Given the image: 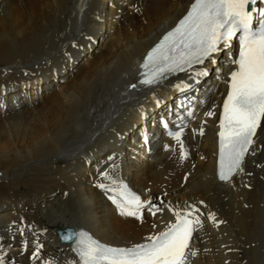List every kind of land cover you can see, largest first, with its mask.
<instances>
[{"label": "bare ground", "instance_id": "1", "mask_svg": "<svg viewBox=\"0 0 264 264\" xmlns=\"http://www.w3.org/2000/svg\"><path fill=\"white\" fill-rule=\"evenodd\" d=\"M190 1L137 0L131 6L139 8L138 14L118 7L123 21L115 26L105 17L94 24L95 14L107 11L101 0H0V171L7 181L0 182L2 221L10 222L11 214L5 212H21L23 204L29 220L51 232L71 223L116 245L139 243L149 233L161 232L169 217H156L150 227L149 221L139 225L135 218L117 216L104 190L95 186L96 165L88 170L82 156L92 151L102 166L109 153L94 150L109 149L113 131L125 133L137 125L140 105L150 108L148 96L139 101V92L127 88L135 78V64ZM85 29L99 36L94 51L75 69L65 67L67 76L60 75L58 83L56 77L42 75L48 71L46 62L64 63V45L73 52L71 41L80 40ZM33 78L37 91L23 97L20 81ZM3 84L9 92L15 90L11 104ZM217 101L215 92L210 106L217 108ZM204 122L207 126H200L188 156L160 151L150 162L134 166L131 181L156 195L169 192L166 199L188 206L204 220L192 264H264V129L242 173L221 184L215 177L213 120ZM55 242L50 239L49 244Z\"/></svg>", "mask_w": 264, "mask_h": 264}, {"label": "snow or ice", "instance_id": "2", "mask_svg": "<svg viewBox=\"0 0 264 264\" xmlns=\"http://www.w3.org/2000/svg\"><path fill=\"white\" fill-rule=\"evenodd\" d=\"M259 2L195 0L191 11L150 53L145 65L151 72L146 73L148 78L144 83L153 84L165 72L183 71L193 64H202L220 51L221 44L227 46L240 34L239 58L234 61L238 67L231 73L230 91L219 125L221 180L241 170L244 157L264 120V11L256 12L253 8ZM202 74L205 73H198ZM181 135L174 134V139L182 144ZM113 202L122 215L142 219L141 209L145 204L138 196L125 190L124 199L113 198ZM174 214L177 222L166 232L149 237V243L114 248L101 244L87 233H80L76 250L83 264H187L189 242L200 220L198 217L190 219L192 212L183 216L179 212Z\"/></svg>", "mask_w": 264, "mask_h": 264}, {"label": "rangeland", "instance_id": "3", "mask_svg": "<svg viewBox=\"0 0 264 264\" xmlns=\"http://www.w3.org/2000/svg\"><path fill=\"white\" fill-rule=\"evenodd\" d=\"M108 24V23H107ZM102 30H105L106 32H107V30H108V28H106V29H102ZM18 89H23V87H20V88H18ZM58 91H60V89L58 90ZM37 97V96H36ZM31 98V97H30ZM140 121V120H139ZM138 121V122H139ZM0 173H2V171H0ZM246 174V173H245ZM0 182H2V184H4V185H7V181L5 182L2 178H0ZM5 182V183H4ZM0 193H2V191H0ZM0 196H1V194H0Z\"/></svg>", "mask_w": 264, "mask_h": 264}]
</instances>
